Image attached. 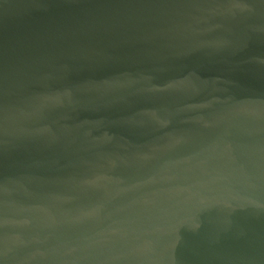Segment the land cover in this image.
Listing matches in <instances>:
<instances>
[{
	"label": "water",
	"instance_id": "obj_1",
	"mask_svg": "<svg viewBox=\"0 0 264 264\" xmlns=\"http://www.w3.org/2000/svg\"><path fill=\"white\" fill-rule=\"evenodd\" d=\"M0 264H264V0H0Z\"/></svg>",
	"mask_w": 264,
	"mask_h": 264
}]
</instances>
